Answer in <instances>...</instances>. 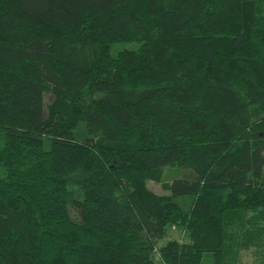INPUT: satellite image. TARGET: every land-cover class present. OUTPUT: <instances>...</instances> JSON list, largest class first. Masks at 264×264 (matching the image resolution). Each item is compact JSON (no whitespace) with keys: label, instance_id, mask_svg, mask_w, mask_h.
Listing matches in <instances>:
<instances>
[{"label":"trees","instance_id":"1","mask_svg":"<svg viewBox=\"0 0 264 264\" xmlns=\"http://www.w3.org/2000/svg\"><path fill=\"white\" fill-rule=\"evenodd\" d=\"M123 38L140 45L110 54ZM166 167L185 171L161 194ZM172 226L190 241L158 247ZM256 250L264 264V0H0V264Z\"/></svg>","mask_w":264,"mask_h":264},{"label":"rangeland","instance_id":"2","mask_svg":"<svg viewBox=\"0 0 264 264\" xmlns=\"http://www.w3.org/2000/svg\"><path fill=\"white\" fill-rule=\"evenodd\" d=\"M139 45L140 42L137 41L136 39L123 38L111 42L109 44V53L112 55H116L119 53V51H122L127 48H138ZM101 53H102L101 47L98 45H94L92 47H81L77 51V54L81 55L84 59L86 58L88 61H95L98 57H100ZM52 100H53V96L47 94L45 97L46 111H47V106L50 104V102H52ZM184 171L185 170L181 169L180 167H166L161 174V178L159 180H151L149 182V187L158 193L165 194L167 193L166 183L172 181L174 178L181 177ZM71 188H74L77 192L79 191V188L75 186L73 183L71 185ZM177 200L183 205L185 209H188L192 204L193 197L191 196L178 197ZM73 216L76 219H79L78 212L77 213L73 212ZM172 239L181 242L190 241L188 231L184 230L180 226H172V227H168L167 234L161 241H159L158 247L162 246L167 240H172ZM259 252L260 251L257 250L256 252L253 251L248 252L245 258L241 260L242 263L263 264V262L257 263L255 260L256 257H259L257 256ZM154 258H155V264H164L160 259L157 251L154 255ZM263 259L264 256H262V261H264ZM252 261L254 262L252 263Z\"/></svg>","mask_w":264,"mask_h":264},{"label":"built area","instance_id":"3","mask_svg":"<svg viewBox=\"0 0 264 264\" xmlns=\"http://www.w3.org/2000/svg\"><path fill=\"white\" fill-rule=\"evenodd\" d=\"M159 254V253H158ZM159 257H160V255H159Z\"/></svg>","mask_w":264,"mask_h":264}]
</instances>
